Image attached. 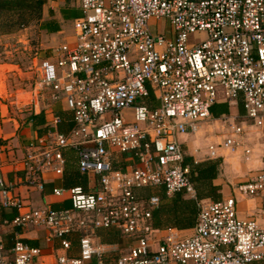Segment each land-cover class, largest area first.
<instances>
[{
    "label": "built area",
    "instance_id": "2783aa9c",
    "mask_svg": "<svg viewBox=\"0 0 264 264\" xmlns=\"http://www.w3.org/2000/svg\"><path fill=\"white\" fill-rule=\"evenodd\" d=\"M78 4L72 43L39 61L30 92L33 112L46 93L49 102L63 103L72 127L58 132L59 117L49 116L44 133L26 144L14 172L20 185L43 192L44 175L61 177L64 152L70 151L86 186L52 189L53 196L69 201V208L30 209L0 177V206L16 212L1 226L45 229L63 251L75 236L77 255H57L54 264H103L105 255L119 249L101 242L98 230H113L129 241L114 264H264V228L239 218L233 197L195 200L178 142L180 135L197 136L208 122L210 136L219 140L206 144L205 159L217 160L225 150L248 160L252 139L264 147V0ZM195 33L203 37L188 43ZM237 98L241 119L210 117L215 103ZM121 154L134 165L116 168ZM155 188L166 197L182 194L195 201L189 234L152 228L151 214L160 199L140 194ZM236 192L264 195V170L238 184ZM13 234L8 252L0 241V264H44L39 248Z\"/></svg>",
    "mask_w": 264,
    "mask_h": 264
},
{
    "label": "crops",
    "instance_id": "0c3cea01",
    "mask_svg": "<svg viewBox=\"0 0 264 264\" xmlns=\"http://www.w3.org/2000/svg\"><path fill=\"white\" fill-rule=\"evenodd\" d=\"M41 6L38 13V30L42 39L48 43L49 47L54 49L62 44H70L73 41V27L72 21L80 16V9L78 0H40ZM161 25L165 22H160ZM155 32H158L155 30ZM51 49V50H52ZM47 96V95H46ZM48 99V98H47ZM49 102V100H48ZM51 103V102H49ZM45 108H40L36 112H31L25 120L7 119L0 120V177L7 183L13 185L14 193L22 200L26 208L35 209L40 208L44 204L49 205L53 209L69 208V201L65 197H55L51 194L53 188L62 187L68 188L73 186H86V181L79 176L76 169V159L72 158L70 151H65L64 156L71 157V162L68 161L67 166H64L63 174L61 177L54 176L53 174H45L43 177V192H38L34 189H28L18 183V176L14 172L15 168H19L20 159L23 157L24 148L26 144L39 137L44 133L45 122L49 116L55 115L56 112H64L70 115L65 110L62 102L52 103ZM214 105L225 106L227 113L220 115L226 117H237L241 119L244 112L241 106L240 98L234 101H219ZM43 115V124L35 127L32 125L30 116ZM210 117L215 119L219 117ZM70 123L72 125L71 115ZM208 122L201 124L200 132L197 136L180 135L178 142L183 150L184 158H190L194 164L212 161L204 158L205 146L210 142L219 140L216 135L210 136ZM214 131L213 134H215ZM225 133V132H223ZM251 148L252 152L248 160L240 154H229L225 150H221V158L217 159L220 163L218 165V172L216 178L212 181V185L219 188L220 200L228 197H233L236 204V213L239 218L253 219L256 221L260 228H264V195H257L253 197L240 196L236 192V188L230 193L227 183L231 185H238L240 183L251 182L262 168L264 157V147L257 144L255 139H252ZM202 148V153H197L195 150ZM75 157V156H74ZM134 165V162L129 159L125 154L117 155L116 168L125 169ZM187 166V165H186ZM188 167V166H187ZM141 191V196L146 198L149 196V190ZM165 196V195H164ZM166 197V196H165ZM172 197V196H171ZM185 197V196H184ZM170 198V197H166ZM186 198V197H185ZM161 204V201L159 205ZM158 208V207H157ZM156 208V209H157ZM16 212L14 210L4 209L0 206V241L5 248H10L13 240V233L30 247L39 248L41 250L40 260L44 264H54L57 255L66 254L67 256L74 257L77 255V242L76 237H69L71 241V248L63 251L59 242L56 239H49V233L42 228H25V229H11L1 226L3 220H11ZM184 234H189L190 230H182ZM101 234L105 240L100 239L97 234ZM96 235L99 240L107 244H117L118 252L105 255L103 264H114L118 253H122L124 247L129 243L128 239L121 238L113 230H98ZM121 240L116 243V238ZM121 248V249H120ZM89 264H95L92 260ZM251 264H263L254 262Z\"/></svg>",
    "mask_w": 264,
    "mask_h": 264
},
{
    "label": "rangeland",
    "instance_id": "374dc122",
    "mask_svg": "<svg viewBox=\"0 0 264 264\" xmlns=\"http://www.w3.org/2000/svg\"><path fill=\"white\" fill-rule=\"evenodd\" d=\"M13 4L17 5L0 11V120H25L32 112L30 92L38 80L37 67L52 49L39 34L36 4L30 1ZM151 30L154 32L156 28ZM202 37L203 34L195 33L189 35L187 41L190 43ZM51 104L43 93L37 99L36 109ZM262 161L264 165V157ZM236 186L227 183L230 193ZM118 241L121 240L117 237L115 242Z\"/></svg>",
    "mask_w": 264,
    "mask_h": 264
},
{
    "label": "trees",
    "instance_id": "16d2710c",
    "mask_svg": "<svg viewBox=\"0 0 264 264\" xmlns=\"http://www.w3.org/2000/svg\"><path fill=\"white\" fill-rule=\"evenodd\" d=\"M17 1L33 2L36 4L38 11L41 6L40 0H0V11H7L8 8L16 6L17 4L13 3ZM225 113H227L225 106L213 105L210 108V114L213 117H220V115ZM54 114L60 119V122L56 127L58 132H66L72 127L70 123V115L64 112H56ZM30 120L35 127L40 126L43 124V115L41 112L37 115H32L30 116ZM70 155L73 156L72 158L76 159L73 152H70ZM72 158L65 157L66 163H68V161L71 162ZM219 163L218 160H212L194 164L190 158H184L183 165L188 166V176L194 187L195 200H220V194L218 192L219 188L212 185V181L217 176ZM65 166H67V164H65ZM148 194L157 195L161 201L158 208L153 210L151 214L150 223L153 229L164 230L166 228H174L182 231L193 227L197 214L194 200L185 198L182 194H175L170 198H166L162 189L153 191L149 190ZM97 235L100 237L101 241L105 240L101 234L98 233Z\"/></svg>",
    "mask_w": 264,
    "mask_h": 264
}]
</instances>
